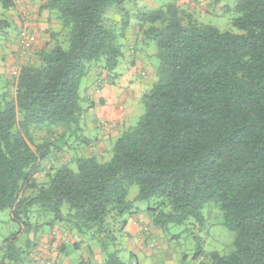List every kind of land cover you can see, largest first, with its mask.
I'll list each match as a JSON object with an SVG mask.
<instances>
[{"label": "trees", "instance_id": "trees-1", "mask_svg": "<svg viewBox=\"0 0 264 264\" xmlns=\"http://www.w3.org/2000/svg\"><path fill=\"white\" fill-rule=\"evenodd\" d=\"M128 1L43 3L61 32L20 66L13 96L0 85V211L11 209L27 231L31 214L43 225L61 224L78 244L88 243L89 257L98 250L102 264H131L120 255V238L135 201L153 200L145 212L161 229L203 220L213 202L234 233V249L213 252L211 264H264V0H235L232 24L241 33L202 23L176 2L140 10L137 26L157 60L144 113L117 137L110 160L82 156L76 170L45 166L79 146L72 137L87 109L81 82L94 66L118 67L124 34L111 14ZM16 2L0 0L5 10ZM38 130L47 134L42 142ZM133 184L139 193L130 201ZM17 237L1 245L13 261L0 263H29V240L17 246Z\"/></svg>", "mask_w": 264, "mask_h": 264}, {"label": "crops", "instance_id": "crops-1", "mask_svg": "<svg viewBox=\"0 0 264 264\" xmlns=\"http://www.w3.org/2000/svg\"><path fill=\"white\" fill-rule=\"evenodd\" d=\"M46 0H17L16 6L9 10H0V20L4 21V30L0 31V81L4 89L16 83V75L22 64L34 61L36 53L45 49L55 42L53 34L61 32L62 25L56 19L53 12L42 8ZM182 2L186 5L190 0ZM180 5H183V3ZM185 6V5H184ZM27 27L33 32L31 52L25 53L18 44V35L21 28ZM12 29L10 31L9 29ZM126 50L119 60V65L113 73H109L103 67H92L85 77L83 91L80 92L84 100V107L87 108L82 120H86L85 127L97 134L94 140L88 139L87 150L102 152L105 142L113 137H118L123 131L133 125H129V117L134 113V102L141 98L157 81L156 64L157 60L155 48L152 43L145 39L136 24L129 23L125 32ZM140 73V76H138ZM125 77L126 86L121 84V79ZM103 82L102 86L98 81ZM82 83V82H81ZM131 92L127 93L126 89ZM132 97L134 100L132 101ZM100 120H106L111 124L109 130L98 129ZM96 144V146H95ZM98 145V146H97ZM72 148V147H70ZM61 166L64 161H60ZM40 178V174L37 175ZM127 221L125 231L127 237L121 249L129 254L131 264H175V253L167 243L161 244V238L165 235L162 229L153 224V220L148 213L139 207ZM148 225L150 234L147 235L142 230V223ZM53 230L57 231L53 235ZM65 231L61 224L49 226L40 235L39 239L29 240L28 250L37 251L41 257L56 262L57 264H102L100 254L89 257L88 249L83 244H78L79 239L72 241L63 239ZM156 246L151 247V242ZM5 243V242H3ZM0 244V262L12 260V249L7 250L5 245ZM126 244V245H125ZM15 245L21 244L16 240ZM158 245V246H157ZM160 245V247H159ZM84 250L81 257H76V252ZM123 251V252H124ZM122 255H125V252ZM30 254L28 264H41L35 262ZM99 257V259H97ZM79 258V260H78ZM124 261H127L123 258ZM13 261V260H12ZM2 264V263H0Z\"/></svg>", "mask_w": 264, "mask_h": 264}, {"label": "rangeland", "instance_id": "rangeland-1", "mask_svg": "<svg viewBox=\"0 0 264 264\" xmlns=\"http://www.w3.org/2000/svg\"><path fill=\"white\" fill-rule=\"evenodd\" d=\"M185 0H130L124 5L123 10L115 11L111 14V19L115 23L116 27L119 29L120 33H123V37L121 39L123 50H126L125 44V32L127 31L128 24L125 25L127 21L130 20V23L137 25V13L140 10L145 9H156L163 7L171 2H176L180 4ZM183 7L186 10H189L194 13L196 18L206 24H211L216 26L221 31H231L235 33H241L239 29L233 26L232 21L235 17L239 16L235 8V0H190L189 3H194L193 5H186L182 2ZM185 5V6H184ZM0 10L4 11L5 9L0 4ZM55 15V14H54ZM13 28L9 29L12 31ZM156 60V57H153ZM140 76V73H138ZM86 79L84 78L81 83V90L83 91L84 83ZM121 84L126 86V79L123 77L121 79ZM0 85L1 81H0ZM1 90V89H0ZM6 90L9 91L10 95H14V85L6 87ZM81 91V92H82ZM126 92H131L128 88ZM134 98L132 97V101ZM134 113L129 117V125H135L141 115L144 113V106L141 101L138 99L136 103L134 102ZM86 120H81V128L82 131L77 132L72 137V143L74 145H79L69 150L65 148L66 152L64 155L56 156L55 165L61 164L60 161H64L67 165L73 169H77L76 159L82 156L89 157L94 156L100 161H108L111 159L113 155L114 144L116 142L117 137H113L105 142V148L102 152L90 151L87 150V145L83 144L82 141L86 138H92L94 140L97 134L91 132V130L85 127ZM101 129L100 127H97ZM45 130H38L34 133L35 139L37 142H42L46 136ZM96 146V144H95ZM98 146V145H97ZM64 147H66L64 145ZM56 167V166H54ZM46 173L42 172L40 174V179H45ZM139 193V187L137 184H133L129 188L128 200L133 201L137 194ZM153 202L150 201H135L133 203V210H136L139 207L141 210L145 211L149 204ZM36 209V208H35ZM147 213V212H145ZM203 220L198 221L194 218H191L180 224H170L166 229H162L164 232V236L161 238L160 243H167L173 252L175 253V264H211L212 259L211 255L213 252H217L220 255H228L234 249V233L230 231L223 224V214L218 209L216 204L208 203L203 208ZM129 219V214L125 216V218ZM30 220L34 224V229L27 231L25 224L20 220L13 218L11 209L7 208L5 210L0 211V244L4 242L6 238L13 234H17V240L20 244H22L26 240H31L36 238L39 239L40 235L44 232L45 229L49 228L47 225L41 224L44 220H41L34 214L30 215ZM39 223V226L36 228V223ZM161 229V228H160ZM63 234V239H67L72 241L73 239H79L77 236H73L69 232H65ZM127 237L126 231H124L123 236L120 238V246L124 244L125 239ZM66 240V241H67ZM80 241V240H79ZM85 243L84 247L86 248ZM126 245V244H125ZM158 246V245H157ZM160 247V245H159ZM88 249V248H86ZM124 250L121 249L120 255L125 260L129 261V254L125 252V255H122ZM84 250L77 251L76 257H81ZM123 252V254H124ZM89 253V252H88ZM95 254H99L98 250L94 252ZM101 255V254H100ZM102 257V256H101ZM93 258V257H92ZM99 259V257H97ZM79 260V258H78Z\"/></svg>", "mask_w": 264, "mask_h": 264}, {"label": "built area", "instance_id": "built-area-1", "mask_svg": "<svg viewBox=\"0 0 264 264\" xmlns=\"http://www.w3.org/2000/svg\"><path fill=\"white\" fill-rule=\"evenodd\" d=\"M32 41H33V32L27 28V27H24L20 33V39H19V45L22 47L23 51L25 53H30L31 52V44H32ZM98 85L99 86H102L103 85V82L101 80L98 81ZM15 89H16V86L14 85V93H15ZM98 127L100 128H103L105 130H109L111 128V124L106 121V120H100L99 123H98ZM56 162L54 160H50L48 162H46L45 166L47 168H50L52 165H54ZM140 222L143 224L142 225V230L145 234L149 235L150 234V230H149V227L148 225L144 224L142 220H140ZM53 235H56L57 234V231L56 230H53L52 232ZM156 244L155 242H151V247H155ZM32 259L35 261V262H38V263H41V264H57L56 262H53L51 260H47L43 257H41V254L38 253V250L36 251H33L32 254Z\"/></svg>", "mask_w": 264, "mask_h": 264}]
</instances>
